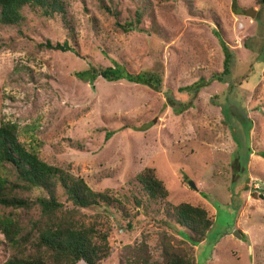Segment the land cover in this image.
Returning a JSON list of instances; mask_svg holds the SVG:
<instances>
[{
    "label": "rangeland",
    "instance_id": "rangeland-1",
    "mask_svg": "<svg viewBox=\"0 0 264 264\" xmlns=\"http://www.w3.org/2000/svg\"><path fill=\"white\" fill-rule=\"evenodd\" d=\"M60 1L67 25L25 7L18 26H0V123L16 124L27 150L111 198L109 207L76 210L79 222L105 234L113 248L103 264H163L166 243L195 264H264V5ZM129 21L135 28L128 33L116 25ZM46 41H66L75 54L40 48ZM223 46L230 56L223 82L179 91L222 71ZM115 65L128 74L160 70L161 92L75 77ZM145 168L155 170L170 206L207 210L213 224L200 243L191 246L171 207L147 200L135 181ZM56 196L63 211L73 210L60 186ZM38 208L15 218L29 230L40 219ZM10 212L0 206V216ZM9 256L0 234V264Z\"/></svg>",
    "mask_w": 264,
    "mask_h": 264
},
{
    "label": "trees",
    "instance_id": "trees-1",
    "mask_svg": "<svg viewBox=\"0 0 264 264\" xmlns=\"http://www.w3.org/2000/svg\"><path fill=\"white\" fill-rule=\"evenodd\" d=\"M259 4L264 5V1L259 0ZM25 7L47 19L58 15L61 22L68 24L66 5L60 0H0V26H18L22 22L21 13ZM104 10L115 19L118 18L117 12L107 7H104ZM140 19L141 16L136 15L137 25ZM116 25L125 33L135 28L130 21L121 24L116 22ZM40 48L75 54L74 49L66 41L55 44L46 41L40 44ZM222 48L224 58L220 73L212 75L208 81L201 78L192 85L178 90L186 91L194 87L198 91L212 82L222 83V78L230 71V56L226 46ZM122 72L117 65L104 69L91 66L87 70L75 73V77L82 82L90 83L96 77L111 83L126 80L144 85L157 93L161 92L163 74L160 70H148L137 74ZM109 135L106 136L107 139L112 136ZM135 181L147 200L171 207L174 223L190 233L191 246L205 238L213 224L205 208L185 202L170 206L167 202V189L152 168L140 171L135 176ZM58 186L66 200L74 207L73 210L63 211V205L56 196ZM33 190H40L44 195L35 199L19 196V193H29ZM259 199L264 200V197L260 196ZM110 200L107 194L93 192L82 179L65 173L63 169L48 165L35 152L27 150L19 141L16 124L0 123V206L12 210L0 216V234L10 251V256L3 264H103L113 252V248L108 246L105 234L93 226L79 222L76 210L95 208L101 204L109 207ZM34 205L39 207L40 219L31 222L30 229L26 230L15 218V214L19 210L28 211ZM141 211L143 214L146 213L143 209ZM160 255L163 264H195L184 251L178 252L170 243L163 245ZM144 263L147 261L144 260Z\"/></svg>",
    "mask_w": 264,
    "mask_h": 264
},
{
    "label": "water",
    "instance_id": "water-1",
    "mask_svg": "<svg viewBox=\"0 0 264 264\" xmlns=\"http://www.w3.org/2000/svg\"><path fill=\"white\" fill-rule=\"evenodd\" d=\"M254 14H255V12H253V11H248V12H246V15H247V16H250L251 18L254 17ZM189 186H190L192 189H195V186L193 185L192 182H189ZM234 236H235L238 240H241V236H240L237 232L234 233Z\"/></svg>",
    "mask_w": 264,
    "mask_h": 264
}]
</instances>
